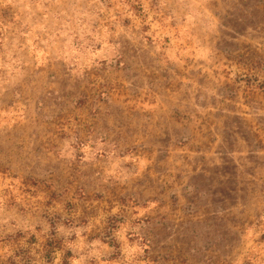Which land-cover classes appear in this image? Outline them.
Instances as JSON below:
<instances>
[{
	"label": "rangeland",
	"instance_id": "1",
	"mask_svg": "<svg viewBox=\"0 0 264 264\" xmlns=\"http://www.w3.org/2000/svg\"><path fill=\"white\" fill-rule=\"evenodd\" d=\"M0 264H264V0H0Z\"/></svg>",
	"mask_w": 264,
	"mask_h": 264
},
{
	"label": "trees",
	"instance_id": "2",
	"mask_svg": "<svg viewBox=\"0 0 264 264\" xmlns=\"http://www.w3.org/2000/svg\"><path fill=\"white\" fill-rule=\"evenodd\" d=\"M45 246L47 248L48 254L52 255V253H55L56 250L63 249L62 239L56 235V232H53V234L48 238Z\"/></svg>",
	"mask_w": 264,
	"mask_h": 264
}]
</instances>
